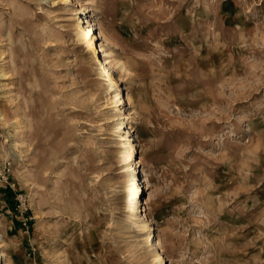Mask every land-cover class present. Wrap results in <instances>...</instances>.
I'll list each match as a JSON object with an SVG mask.
<instances>
[{
	"label": "rangeland",
	"instance_id": "374dc122",
	"mask_svg": "<svg viewBox=\"0 0 264 264\" xmlns=\"http://www.w3.org/2000/svg\"><path fill=\"white\" fill-rule=\"evenodd\" d=\"M62 2L0 0V264H264V0Z\"/></svg>",
	"mask_w": 264,
	"mask_h": 264
},
{
	"label": "bare ground",
	"instance_id": "6f19581e",
	"mask_svg": "<svg viewBox=\"0 0 264 264\" xmlns=\"http://www.w3.org/2000/svg\"><path fill=\"white\" fill-rule=\"evenodd\" d=\"M62 3L66 7V9H72V5L74 4V0H63ZM93 9H94V7H92L91 5L85 6V12L86 13L91 12ZM78 28L81 30V31H79V29H78V31L80 32V33H78L80 35V37H83V39H86V38L88 39L90 50L96 54L97 64H99V67L101 69V78H102L103 84L109 90H116L117 94L115 95V98H117V100L119 101V104H117L118 107L126 104L125 95L122 93L121 88H119V85L116 82L114 71L118 68L123 72H129L128 71L129 68L127 67V64H125L120 58H117L114 55L113 51H111V50H98L97 51L96 40H95L97 30L94 26H91L89 28H83L82 23L79 22ZM130 114L131 113H129L127 116L128 119L136 118V115L134 112H133V115H130ZM136 138H137V136H136ZM135 140L136 139L132 140L129 143V158L133 157L135 154V151L137 150L138 144H135ZM143 171L145 173V178H146L144 181V183H146V184H145V186H143V189L145 187V188H148V190H149L151 187L150 173L148 172V170L146 168H143ZM146 204H147V201H146ZM145 219L147 221L150 220L148 218H145ZM155 242H157V244L160 245V240L157 239ZM0 247H3V245L0 244ZM162 257L163 256L159 254V256H158L159 260H162ZM161 264H162V262H161Z\"/></svg>",
	"mask_w": 264,
	"mask_h": 264
},
{
	"label": "crops",
	"instance_id": "0c3cea01",
	"mask_svg": "<svg viewBox=\"0 0 264 264\" xmlns=\"http://www.w3.org/2000/svg\"><path fill=\"white\" fill-rule=\"evenodd\" d=\"M139 63H142V62L139 61ZM16 185H17V182H15V185L13 188L15 192L18 191V187ZM15 192L11 194H8L7 192L2 193V194L0 193V210L2 211L0 212V215H2V218L0 219L6 220L7 235L8 236L11 235L12 237L18 236L17 233H20L21 231L27 232L26 227L29 226L28 225L29 221L26 222V220H29L30 218H32V217H26L23 214H19V212L17 211Z\"/></svg>",
	"mask_w": 264,
	"mask_h": 264
},
{
	"label": "built area",
	"instance_id": "2783aa9c",
	"mask_svg": "<svg viewBox=\"0 0 264 264\" xmlns=\"http://www.w3.org/2000/svg\"><path fill=\"white\" fill-rule=\"evenodd\" d=\"M9 170V167L7 164H5L3 167H2V164L0 165V177H5L7 176V172Z\"/></svg>",
	"mask_w": 264,
	"mask_h": 264
}]
</instances>
